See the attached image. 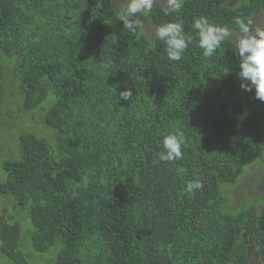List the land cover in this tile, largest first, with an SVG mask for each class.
<instances>
[{
    "label": "trees",
    "instance_id": "trees-1",
    "mask_svg": "<svg viewBox=\"0 0 264 264\" xmlns=\"http://www.w3.org/2000/svg\"><path fill=\"white\" fill-rule=\"evenodd\" d=\"M230 1L167 15L154 2L141 18L154 32L133 33L124 0H0L1 196L30 225H0L2 263L264 264V196L237 209L229 195L264 163V102L241 89L230 42L204 57L192 29L203 17L239 33L235 17L264 13V0ZM177 21L192 42L172 61L155 31ZM179 133L182 157L161 160Z\"/></svg>",
    "mask_w": 264,
    "mask_h": 264
},
{
    "label": "clouds",
    "instance_id": "clouds-1",
    "mask_svg": "<svg viewBox=\"0 0 264 264\" xmlns=\"http://www.w3.org/2000/svg\"><path fill=\"white\" fill-rule=\"evenodd\" d=\"M164 4V12L167 15L170 12H179L181 0H164ZM153 5L154 0H124L123 15L119 17L123 21L124 29L135 33L141 26V18L152 10ZM234 23L239 31L235 39L228 29L218 28L203 17L193 22L192 29L198 37V46L203 50L204 57L213 56L226 40L230 42L233 54L238 59L241 89L248 92L254 89L255 98L264 102V25L253 28L252 18L244 19L240 16L234 18ZM155 39L164 43L167 57L172 61H179L192 42L191 36L185 33L183 24L179 21L159 26L155 31ZM119 95L122 101H128L133 92L125 88ZM185 144L182 133L165 136L160 159H180L182 146ZM200 187L199 180L187 184L189 192Z\"/></svg>",
    "mask_w": 264,
    "mask_h": 264
},
{
    "label": "rangeland",
    "instance_id": "rangeland-1",
    "mask_svg": "<svg viewBox=\"0 0 264 264\" xmlns=\"http://www.w3.org/2000/svg\"><path fill=\"white\" fill-rule=\"evenodd\" d=\"M123 0H115V3H117L116 8H120ZM156 4L162 5L165 7L164 0H154ZM240 2L234 3L229 2V5H238ZM253 24L252 27L261 26L264 25V13L259 14L256 17H252ZM142 21V27L144 30H146L149 33H153L155 28L153 27L152 23L148 19H141ZM232 38L235 39L238 37L239 33L235 31H231ZM39 111L36 112V116L34 117L35 123H42V118L44 117V114L47 112L48 106L44 105L42 107H38ZM44 128H35L34 133L45 136L43 131ZM46 137V136H45ZM255 164V167H254ZM229 195L231 196V202L234 206H236L237 209L249 206L251 204H254L258 202V198L264 196V163H251L248 166H245L243 177L241 178V181L239 184L229 191ZM260 201V200H259ZM258 210L260 217L264 219V201H260L258 203ZM20 222L24 226V230H30V225L28 222H26V219L24 217L21 218ZM248 237V236H247ZM246 238V237H245ZM244 243L247 245L251 244L250 238L245 239ZM249 248V247H248ZM247 249V248H246ZM249 252H252V249L249 250ZM27 257L31 259V262L35 263V259H39L37 255L30 249L26 250ZM49 256H47L48 258ZM3 259L0 258V264H7L2 263ZM8 261V260H7ZM9 262V261H8ZM46 262V261H43ZM251 264H260L258 261H256L255 257H253Z\"/></svg>",
    "mask_w": 264,
    "mask_h": 264
},
{
    "label": "flooded vegetation",
    "instance_id": "flooded-vegetation-1",
    "mask_svg": "<svg viewBox=\"0 0 264 264\" xmlns=\"http://www.w3.org/2000/svg\"><path fill=\"white\" fill-rule=\"evenodd\" d=\"M241 0H231V2L237 3ZM3 194L1 187H0V225L6 221L10 222H18L21 220V210H23V207H20V209L15 205L12 204L9 205V202H6L5 199L1 196ZM11 206V207H10Z\"/></svg>",
    "mask_w": 264,
    "mask_h": 264
}]
</instances>
